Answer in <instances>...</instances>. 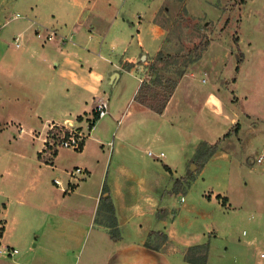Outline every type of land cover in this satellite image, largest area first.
I'll use <instances>...</instances> for the list:
<instances>
[{"label":"crops","instance_id":"0c3cea01","mask_svg":"<svg viewBox=\"0 0 264 264\" xmlns=\"http://www.w3.org/2000/svg\"><path fill=\"white\" fill-rule=\"evenodd\" d=\"M150 3L0 0V140L2 158H13L0 178V264H79L84 252L90 264L104 249L102 264H174L164 245L150 237L163 232L168 242L179 244L172 198L186 195L203 176L207 165L195 172L192 163L200 143L222 138L196 139L178 161L169 162L167 155L149 160L141 156L142 143L164 142L157 130L168 129L170 116L184 125L190 122L182 121L188 102L177 101V95L193 74L184 76L163 114L135 100L165 39ZM16 14L21 17L13 19ZM36 29L55 31L56 38L43 43L35 37ZM18 35L23 39L19 48L13 44ZM99 98L108 100L115 121L126 113L111 141L103 138L102 118L87 133L80 160L69 162L63 153L67 149L51 158L40 153L47 132L55 127L71 121L85 132ZM150 125L155 128L151 133ZM106 145L111 148L108 155ZM218 153L223 152L214 156ZM76 168L83 171L71 178ZM180 178H190L191 185L173 193L174 180ZM105 183L119 241L96 221ZM130 235L135 238L127 239ZM14 249L13 255L5 252Z\"/></svg>","mask_w":264,"mask_h":264},{"label":"rangeland","instance_id":"374dc122","mask_svg":"<svg viewBox=\"0 0 264 264\" xmlns=\"http://www.w3.org/2000/svg\"><path fill=\"white\" fill-rule=\"evenodd\" d=\"M141 2L148 3V0ZM150 2L156 9L155 21L165 31L160 50L163 55L155 70L166 78H177L178 85L185 75L193 73L185 79L177 95V101L187 100L189 106L182 121L192 124L184 125L170 116L168 129L157 130L164 142L142 143L141 156L149 160L151 156L147 152L152 150L155 154L165 153L169 162L178 161L196 139L215 142L231 132L229 138L221 140L223 153L210 160L203 176L188 193L172 198L175 205L171 217L178 213L173 228L179 244L160 236L150 238L164 245L174 264H190L187 256H201L198 250L189 252L186 246L191 243L208 246L205 264H264L261 256L264 250V162L257 163L259 155L264 153V0ZM22 40L21 35V43ZM206 40L210 41L209 47L203 57L194 62L201 52L200 45ZM158 54L149 62V73L160 57ZM241 55L243 62L238 72ZM182 70L186 74L180 77ZM122 115L124 119L126 113ZM121 117L115 121L109 113L100 120L105 130L103 138L110 141L114 138ZM88 122L85 132L77 125L74 128L87 134L90 132ZM237 123L242 130L235 132ZM153 127L149 126V132L155 129ZM61 129L55 127L51 133H62ZM1 142L0 178L4 166L13 161L11 157L8 162L2 158L4 145L1 146ZM103 149L107 155L111 150L108 145ZM63 153L69 162L81 159L79 151L67 149ZM191 181L184 183L182 191L190 187ZM204 192L209 195L205 196ZM181 197H184L182 202ZM129 238L135 236H127ZM106 252V249L101 250L90 264H102ZM82 255L79 264H89L86 252Z\"/></svg>","mask_w":264,"mask_h":264},{"label":"trees","instance_id":"16d2710c","mask_svg":"<svg viewBox=\"0 0 264 264\" xmlns=\"http://www.w3.org/2000/svg\"><path fill=\"white\" fill-rule=\"evenodd\" d=\"M180 2H183L184 0H179ZM210 45V41L206 40L200 45L201 52L199 53L196 60H193L194 62L199 61L203 57V52L207 50V48ZM160 55V57H159ZM162 55L160 52L158 54V60H156L155 64L152 65V68L150 70V76L149 80L143 81L136 96L135 100L138 101L143 106L151 109L152 111L163 114L175 89L178 86V80L177 78H174L173 76H170V78H166L165 75L158 74L155 70L156 64H158L159 59L162 58ZM243 62V57H241L238 60V66L237 71H239L240 64ZM186 74L185 70H182L179 72V76L183 77ZM163 85V88H161ZM165 85V86H164ZM97 121V119H96ZM95 123H92L90 125V128L92 129L94 127ZM239 126L235 128V132H238ZM231 136V132H228L225 134V136L222 138L223 140L229 138ZM221 140L217 141L214 144H209L206 141L201 142L199 147L196 150V154L192 160V163L196 165L195 172H200L204 169V167L207 165L209 160L221 149ZM57 152L55 153V155ZM193 173V172H192ZM192 178L195 177L194 175H191ZM190 178L185 179H175L174 185H173V193L178 194L182 190V186H184V183L189 182ZM98 215H102V218L98 217L96 221L99 223L105 224L110 229V235L111 238L115 241H119L121 239L120 231L118 228V222L116 218V212L115 207L112 201V198L110 196L109 187L105 183L103 186V195L101 196L100 200V206L98 210ZM2 235V230L0 228V237ZM156 235L162 237L163 239L167 240L168 236L164 234L163 232H157ZM207 249L208 246L206 244H200L196 246L189 247V252H192L193 250H198L199 253H201V256L199 255L198 258L194 256H187L186 261L190 264H205L206 258H207Z\"/></svg>","mask_w":264,"mask_h":264},{"label":"built area","instance_id":"2783aa9c","mask_svg":"<svg viewBox=\"0 0 264 264\" xmlns=\"http://www.w3.org/2000/svg\"><path fill=\"white\" fill-rule=\"evenodd\" d=\"M141 1H147V0H141ZM151 1V0H148ZM20 14H16L13 19L20 18ZM10 20L6 21V24H8ZM5 24V25H6ZM1 28V27H0ZM56 32L55 31H45L42 29H36L35 30V37L39 40H41L43 43L51 42L56 38ZM14 44L17 48L21 46V35H18L14 38ZM143 82V80H141ZM110 112L109 108V103L108 100L105 98H99L97 102L95 103V107L93 110V116L90 119V125L92 123L96 122V119H102L106 117ZM62 127L60 131H63L62 133H58L56 135L52 134V130L45 136L43 139V145L40 150V153L45 154L49 158L53 156V153L55 151H58L60 149H71L74 151H79L81 152L83 150L84 142L85 139L87 138L86 133H82L76 130L74 128V124L69 121L66 122L65 124L59 126ZM111 145V144H110ZM148 154L154 158H163L165 157V153L161 152L159 154H155L153 151H149ZM264 162V153H262L258 158H257V163H263ZM81 168H76L74 171L70 172L71 178L77 177L79 174L82 173ZM53 182L60 186L62 184L61 180L59 177H55L53 179ZM182 201H184V198H182ZM17 250L14 249L12 251H7L9 254H14L16 253ZM261 256L264 258V250L261 253Z\"/></svg>","mask_w":264,"mask_h":264},{"label":"water","instance_id":"95a60500","mask_svg":"<svg viewBox=\"0 0 264 264\" xmlns=\"http://www.w3.org/2000/svg\"><path fill=\"white\" fill-rule=\"evenodd\" d=\"M146 56H144L143 58L145 59Z\"/></svg>","mask_w":264,"mask_h":264}]
</instances>
